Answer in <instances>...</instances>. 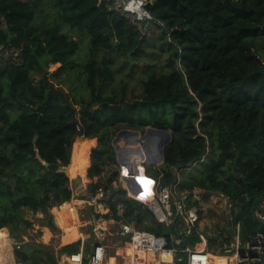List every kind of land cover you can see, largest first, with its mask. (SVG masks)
I'll return each instance as SVG.
<instances>
[{
    "label": "trees",
    "instance_id": "16d2710c",
    "mask_svg": "<svg viewBox=\"0 0 264 264\" xmlns=\"http://www.w3.org/2000/svg\"><path fill=\"white\" fill-rule=\"evenodd\" d=\"M43 1L0 0V231L23 242L34 225L26 207L48 214L76 197L74 178L49 165H70L80 125L96 141L88 175L98 180L91 195L101 186L109 195L95 205L97 215L119 219L121 203L125 218L138 228L168 235L169 227L120 185L113 145L121 129L153 126L170 130L171 140L164 162L147 166L148 175L164 185L180 182L190 204L208 191L224 194L248 240L259 228L252 207L264 193V0H151V17L143 18L120 9L116 0H108L106 10L100 0H49L56 21L40 28L38 21L48 16ZM81 32L90 38L86 60L78 57L74 37L85 36ZM143 53L151 64L139 97L129 101L125 87L109 92L116 56L132 61ZM14 56L19 60L12 61ZM79 104L88 109L76 108ZM93 142L82 153V165L71 166L72 175L85 172ZM78 154L79 142L75 162ZM202 161L199 173H188ZM178 163L185 166L178 170ZM139 173L124 169L125 186L146 193L148 183H141L144 189L136 181ZM263 204L258 212L264 213ZM226 232L220 231L224 243L232 238ZM199 241L195 236L188 243ZM79 244L64 246L59 255L78 251ZM16 256L58 264L54 248L34 242L23 243Z\"/></svg>",
    "mask_w": 264,
    "mask_h": 264
},
{
    "label": "built area",
    "instance_id": "2783aa9c",
    "mask_svg": "<svg viewBox=\"0 0 264 264\" xmlns=\"http://www.w3.org/2000/svg\"><path fill=\"white\" fill-rule=\"evenodd\" d=\"M116 1L119 2L118 6L120 9L127 13L137 15L139 18L151 17L149 10L146 8V5L151 0ZM77 128L79 133L76 141L89 140L81 132V126L78 125ZM135 147L140 148V150L137 154L132 155L126 152L125 159L127 163L121 164L117 160L121 166V170L117 167L118 178L119 182L120 179L122 181L125 167L140 171V177L143 175L149 180L146 193L142 194L144 198L140 199V197L133 195L125 184L121 185L123 182L120 185L130 197L147 205L153 211L157 222L165 224L169 227V231L168 235L159 236L153 232L138 228L133 221L125 218L124 208L121 203H118L116 208L119 219L117 221L121 228V234L125 238L123 242L126 240L125 245L128 247L126 264H214L213 255L207 247L206 240L208 237L203 232V229L200 228L204 217V207L201 204H190L188 196L180 193V182L175 181L164 185L160 180L148 175L147 160L141 157L143 151H145L141 141ZM154 156L156 157V153L153 158H155ZM140 186L145 189L141 184ZM208 192L206 193L209 195H212V192L216 193V191ZM206 193L201 196L208 195ZM105 196H109L108 192L101 186L97 189L95 195H90L89 203L97 205L101 200H104ZM216 196L226 197L222 193ZM224 200L227 208L231 209L230 199L226 197ZM258 216L264 221V214H259ZM231 218L233 217L231 216ZM107 220L102 212L97 215L96 222L98 226L96 231H100L102 229L100 225L105 224ZM234 231V236L227 243H224V255L230 259L228 264H264V233L257 230L256 233L251 234L248 240H243L240 221L234 225ZM8 236L9 238L11 237L10 235ZM195 236H198L201 241L196 242L194 246L189 245L188 240ZM12 238L10 239L12 240ZM15 241L12 240L11 242L13 264H17L14 251V245L17 241ZM185 242L186 245H184ZM92 245L93 250L87 257L85 256L84 245L80 243L79 250L67 254L66 259H61L62 263L59 264H83L85 260H87L88 264H109L107 246L100 243ZM20 247V244H17V248ZM6 261L0 260V264H7Z\"/></svg>",
    "mask_w": 264,
    "mask_h": 264
},
{
    "label": "crops",
    "instance_id": "0c3cea01",
    "mask_svg": "<svg viewBox=\"0 0 264 264\" xmlns=\"http://www.w3.org/2000/svg\"><path fill=\"white\" fill-rule=\"evenodd\" d=\"M4 58L8 59L7 57H4ZM0 59H2L1 56H0ZM11 60L12 61H18L19 59H18L17 56H14V57H12ZM0 126H1V123H0ZM90 140L92 141L94 139H90ZM77 142L78 141L74 142L73 150H72L71 163L67 167L68 174L70 175L71 178H74V180H75V196L76 197H73L70 201L63 203L62 205L54 206L52 209H50V212L48 213L49 217H48V220H47V223H46L47 225H44L43 228L45 230L44 229L42 230V231H44V236L47 235V232H46L47 230H48V233H49L48 239H51L53 237V235H54L53 231H55L57 233L56 237L59 238V240H58L59 244H58V247H56L57 254H59V250L61 248H63L64 246L77 242V243H81V244L84 245L85 256L87 257L90 254V252L93 250V245L92 244L100 243V244H104V245L107 246L108 262L109 263L110 262H112V263L115 262L116 263V261L118 262V260H121L123 262L122 264H126L125 260H126V252L128 251V247H127V245H125V241L126 240L123 242V239H125V238L121 234V228H120L119 222L117 221L118 219H116L114 217V215L111 214L110 217H106L108 219L107 222L105 224H103V225H100L102 227V229L100 231H96V228L98 226L97 222H96V218H97V210L96 209L97 208H96L95 205H93V204L91 205L89 203V197L91 195V192H90L91 184L93 182H96L98 180V177H95L94 179H91L89 177V175H88V170H89V167L91 166V158H90L91 157V153H92V150L94 149V147L96 146V141L95 140H94V142L91 145V148L89 150L88 165L86 167L85 173L84 174L78 173L76 175H72L70 173V168L74 164H75V167L78 168V166H76L77 165L76 162L74 161V149H75V146H76ZM80 144H79V147H80ZM125 144L126 143H124V145ZM122 145H123V143H122ZM114 168H115L114 165L107 166L105 168V172H104V175H103L104 180L107 179L108 174H109L108 172H110V170L114 169ZM141 180L142 179H141V177L139 175L137 177L136 181L139 184H141ZM123 181L125 183H122ZM120 183H122L121 185H123V184H126L127 181L124 180V178H122V181L120 179ZM128 188L130 189L131 193H137V195H140L139 196L140 199L144 198V196H141V195L145 194V193H143V192L141 193L140 191H137V189L132 187L130 184H129ZM204 197L205 196H200L197 199V204H201L202 207H204L203 214L205 215L207 211H206V208H205L204 204L207 203V200H204L203 199ZM210 197H211V201L214 202V204H218L222 200V198L220 196H216L215 197V196L210 195ZM262 206L264 207V204ZM65 207H66V209H65ZM26 209L31 210L33 213H35L34 215H37V217H43V214H45L44 212L42 213V211L35 212L30 207H26L25 210H24L25 212H26ZM226 216L228 217V220L231 223L233 221L232 220L233 218H231V214H227ZM50 217H52L55 227L50 224V222H49V218ZM63 218L66 219V222L63 221L64 220ZM73 223L76 226L77 237L74 240H72L71 242L68 243V242L64 241L65 228L69 224H73ZM236 223H237V221L235 219L234 220V225ZM203 224L205 225V221L202 219L200 228L203 229V232H205V234L207 236H210V235H208L207 231L204 229ZM81 229L83 231H81ZM221 230H223V229H221ZM220 231H218L217 233H214V235H212V236H214V238L217 239L216 236L220 237ZM226 231L227 232L225 233V235L234 236V233H235L234 226L231 227L229 230H226ZM110 237H115L116 239L119 240L117 242L118 245L115 244V245H117V246H115L116 255H117V256L115 255V257L112 256V254H111V251H112V248H113L114 245L110 242ZM206 242H207V247H208L209 251L212 253L213 256L214 255L225 256L224 252H223L224 250H222V246H221L219 240H218L219 245L218 244L211 245L209 243V238H207ZM223 248H224V245H223ZM219 252H221V253H219ZM67 254H69V252L62 253L60 255L61 257L58 258V262L61 263V261H60L61 259H64V258L66 259V257H64V256H67ZM113 259H114V261H113ZM83 264H88L87 260H85V262Z\"/></svg>",
    "mask_w": 264,
    "mask_h": 264
},
{
    "label": "rangeland",
    "instance_id": "374dc122",
    "mask_svg": "<svg viewBox=\"0 0 264 264\" xmlns=\"http://www.w3.org/2000/svg\"><path fill=\"white\" fill-rule=\"evenodd\" d=\"M42 7H43V10L44 9L46 10L48 16H46V18L44 17L45 19H40L37 24L41 26L40 28H45V27L49 26V21H53V22L56 21L55 10H54L55 8H53L52 2L49 0H44ZM40 16H42L41 12H40ZM64 26H65L64 30L68 31L69 25L65 24ZM82 34H84L85 36H83V35L81 36L80 34L76 33V34H74L75 35L74 37H75V39H77L80 42L78 57L82 60H86L89 56L90 38H89V35H87L85 32H83ZM148 49H150V48L148 47ZM166 56L167 55H163L162 57L160 56V58H159L161 61L160 63H165ZM150 57H151L150 55H146V53H143L142 57H139L136 60L132 59V61H131V59H129L128 56L123 55V54H118L116 56V63L114 66V68L116 70V79H115V81L110 82L108 84L107 90L109 92H111L112 90H116L119 93V92H121L122 87H125L127 94H128L127 99L129 101H134L135 99H137L142 92V78H144V75H145L144 74L145 68L149 64H151V60L149 59ZM54 68H55L54 65L51 64L50 70L52 71ZM74 83H76V81H74ZM76 108L82 109L83 107H82V105L79 104L76 106ZM148 127H153V126H146V128H148ZM136 130H139L141 133H144L146 131V129H136ZM122 143L124 145V143H125L124 139L122 140L121 144ZM161 164H157L156 166H154L152 168H154V169L158 168V167H160ZM204 165H205L204 161L199 162L194 167H192L191 169H188L187 171L190 174L191 173L197 174L200 172V170H202ZM117 167L121 170V166L119 163L117 164ZM150 174H151V176L155 177V175L153 173H150ZM122 178H124L123 175H122ZM123 183H125V182L123 181ZM208 193H206V194H208ZM211 194H212V196H215V197H216V195H219L218 192H216V193L212 192ZM225 198H222V200L218 204H214V202L211 201V197L209 194L203 198L204 200H207V203L204 204L207 212L203 218V220L205 221V225L203 224V226H204V229L207 231L208 235H210V236L214 235V233H217L221 229L229 230L231 227L234 226V220H235L234 217L232 219L233 221L230 223V221L228 220V217L226 216L227 214H231V209L227 208V205H226L225 200H224ZM65 209H66V207H65ZM34 214L35 213H33L31 210L26 209L25 216L29 220L33 221L34 225L23 236V240H24L23 242L16 240V238H14V237L13 238L10 237V238H12L13 241H15V240L17 241V242L15 241L16 244L14 245L15 253H16L17 249H21V247L17 248V244H20V246H21L25 242H34L36 244H42L45 246H49L51 248H54L55 251H56V247H58L59 238L56 237L57 233L55 231H53V234H54L53 237L51 239H48V235H49L48 230L46 229L47 230L46 236H44V231H42L44 229L43 228L44 225H47L46 223H47L49 214H43V217H37V215H34ZM259 214H264V213L258 212V215ZM63 219H64L63 221L66 222V219L65 218H63ZM81 231H83V230L81 229ZM8 235L9 234H7L6 232L0 231V253L2 251V248L4 247V245L7 242H12V240L9 238ZM118 241L119 240L116 239L115 237H110V242L114 245L112 248V251H111V254L114 257L116 255L115 246L118 245L117 244ZM115 244H117V245H115ZM219 253H221V252H219ZM58 255L59 254H57V256ZM60 257L61 256L59 255L58 258H60ZM16 259H17V264H33L32 261L23 262L22 260L18 259L17 256H16ZM113 261H114V259H113ZM122 263L123 262L121 260H118V262L116 261V263L110 262L109 264H122ZM58 264H59V262H58Z\"/></svg>",
    "mask_w": 264,
    "mask_h": 264
},
{
    "label": "water",
    "instance_id": "95a60500",
    "mask_svg": "<svg viewBox=\"0 0 264 264\" xmlns=\"http://www.w3.org/2000/svg\"><path fill=\"white\" fill-rule=\"evenodd\" d=\"M152 5H153V1H150L146 5V8L150 10ZM100 7L101 9L106 10L107 0H100ZM87 109L88 107L84 106L82 108V111H86ZM123 139L125 140L126 145L121 144ZM137 140L141 141L142 147L145 149V152L148 156V159L146 162L147 166L154 167L157 164H161L164 162V147L171 140V131L167 129H163V128H156V127H148L146 128V131L144 133H141L139 130H136V129H127V128L121 129L116 134L113 140V145L115 147V150L117 153V160L119 163L121 164L127 163L125 159L126 152H129L131 155L137 154V152L140 150V148L135 147L138 144ZM154 152L156 153V157L154 156L155 158H153V155L155 154ZM37 157L42 160V157L40 154H37ZM49 166L52 169L68 173L67 168L61 167L57 163L51 164ZM184 166H185L184 163H178L176 165V169L179 170ZM104 199L108 200L109 197L105 196ZM263 201H264V193L255 200L251 212L253 214L255 221L259 224L258 232L264 233V221L261 220L258 216V207ZM236 221L239 222L240 218L237 217ZM49 222L52 226L55 227L52 217L49 218ZM216 238L219 240L222 246V250H224L223 240L219 236H216ZM184 245H186V242L184 243Z\"/></svg>",
    "mask_w": 264,
    "mask_h": 264
},
{
    "label": "bare ground",
    "instance_id": "6f19581e",
    "mask_svg": "<svg viewBox=\"0 0 264 264\" xmlns=\"http://www.w3.org/2000/svg\"><path fill=\"white\" fill-rule=\"evenodd\" d=\"M140 142V140H137V142ZM79 142V144H80V147H79V153L80 154H78V157H77V162H76V166H79V165H82V153L84 152V149L85 148H87V146L90 144V143H92V141H89V140H85V141H78ZM138 142V143H139ZM141 157H143V158H145L146 160L148 159V156H147V154H146V152L145 151H143V153H142V155H141ZM152 158V157H151ZM127 167H125L124 169H126ZM78 173H80V174H84V172H78ZM122 175H124V172H123V174ZM139 176V175H138ZM137 176V177H138ZM137 177H136V179H137ZM141 183H147V182H149V180L145 177V176H143L142 175V177H141ZM124 180H125V178H124ZM148 180V181H147ZM62 223V222H61ZM64 223V222H63ZM114 224V223H113ZM62 225V224H61ZM63 227V226H62ZM76 226L74 225V224H69L68 226H66V228H65V235H64V241H66V242H71L74 238H76V236H77V233L75 232L76 231ZM116 237V236H115ZM65 244V243H64ZM67 244V243H66ZM114 252V251H113ZM123 253V252H122ZM1 255H0V260L1 261H4V260H7L6 261V263L7 264H13V258H12V247H11V242H7L5 245H4V247L2 248V251H1V253H0ZM66 257V256H65ZM215 257H216V259H215ZM213 258H214V264H228V262H229V257H226V256H218V255H214L213 256Z\"/></svg>",
    "mask_w": 264,
    "mask_h": 264
}]
</instances>
